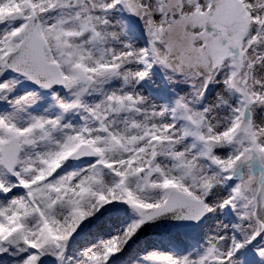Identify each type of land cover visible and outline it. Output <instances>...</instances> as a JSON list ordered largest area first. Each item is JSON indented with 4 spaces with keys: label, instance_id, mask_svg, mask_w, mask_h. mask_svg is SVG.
<instances>
[{
    "label": "snow or ice",
    "instance_id": "6c2138e0",
    "mask_svg": "<svg viewBox=\"0 0 264 264\" xmlns=\"http://www.w3.org/2000/svg\"><path fill=\"white\" fill-rule=\"evenodd\" d=\"M0 264H264V0H0Z\"/></svg>",
    "mask_w": 264,
    "mask_h": 264
}]
</instances>
